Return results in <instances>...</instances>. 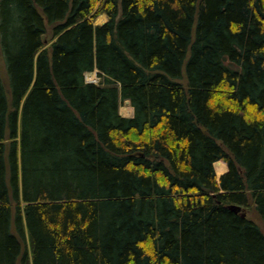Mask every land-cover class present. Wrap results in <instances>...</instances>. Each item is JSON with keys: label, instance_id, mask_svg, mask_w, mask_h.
<instances>
[{"label": "trees", "instance_id": "obj_1", "mask_svg": "<svg viewBox=\"0 0 264 264\" xmlns=\"http://www.w3.org/2000/svg\"><path fill=\"white\" fill-rule=\"evenodd\" d=\"M0 56V264H264V0H0Z\"/></svg>", "mask_w": 264, "mask_h": 264}, {"label": "rangeland", "instance_id": "obj_2", "mask_svg": "<svg viewBox=\"0 0 264 264\" xmlns=\"http://www.w3.org/2000/svg\"><path fill=\"white\" fill-rule=\"evenodd\" d=\"M99 17H103V19H99ZM107 20V16H106V14H104V13H102V14H100V15H98L97 17H96V19L94 20V24H100V23H103V22H105ZM50 40H51V34H48L47 35V39L45 40V42H47V44H49L50 43ZM0 71H1V74H2V76H5V70H4V67H3V64H2V59H1V56H0ZM85 79L87 80V81H93L94 83H96V82H98L99 81V78H98V76L96 75V73H95V71L94 72H89V73H86V75H85ZM127 106V105H130V103H129V101H123V102H121V104H120V107L121 106ZM120 107H119V110H120ZM120 112V111H119ZM123 116H132L133 115V109H132V112L128 115H126L125 113H122V112H120ZM216 174H217V172H216ZM218 175V174H217ZM248 210H246V212H247ZM249 215H250V217L251 218H253V219H255L256 221H258L259 222V220H258V218L256 217V215L252 212V210L250 209L249 211Z\"/></svg>", "mask_w": 264, "mask_h": 264}, {"label": "bare ground", "instance_id": "obj_3", "mask_svg": "<svg viewBox=\"0 0 264 264\" xmlns=\"http://www.w3.org/2000/svg\"><path fill=\"white\" fill-rule=\"evenodd\" d=\"M99 19H103V17H99ZM132 109L133 108L131 105H127V106L123 105L120 107L119 111L122 113H125L126 115L127 114L129 115L132 112ZM214 168H215V171L217 172V174L220 175L227 170V165L223 161H217L214 163Z\"/></svg>", "mask_w": 264, "mask_h": 264}, {"label": "water", "instance_id": "obj_4", "mask_svg": "<svg viewBox=\"0 0 264 264\" xmlns=\"http://www.w3.org/2000/svg\"><path fill=\"white\" fill-rule=\"evenodd\" d=\"M229 208L234 210L235 212H240L242 209H241V206L239 205H236V204H230L229 205ZM241 215L242 216H245V213L244 212H241Z\"/></svg>", "mask_w": 264, "mask_h": 264}]
</instances>
